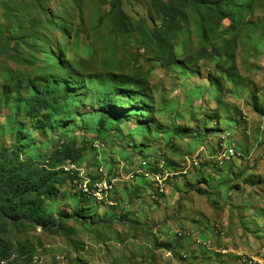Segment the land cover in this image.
Segmentation results:
<instances>
[{"label":"rangeland","instance_id":"1","mask_svg":"<svg viewBox=\"0 0 264 264\" xmlns=\"http://www.w3.org/2000/svg\"><path fill=\"white\" fill-rule=\"evenodd\" d=\"M112 1L0 0V149L19 146L24 161L58 168L71 160L57 154L64 139L94 177L102 165L113 173L154 158L173 176L159 192L139 174L99 201L59 174L43 211L62 230L0 217V233L34 245L30 264H264V0H251L236 30L222 20L208 39L186 8L172 62L141 36L161 25L150 0L121 1L128 33L113 26ZM58 58L67 69L49 72ZM120 76L139 83L120 87ZM45 83L70 93L46 124V110L32 118L29 103ZM109 95L123 105L101 128ZM221 143L241 157L218 167ZM26 262L15 253L7 263Z\"/></svg>","mask_w":264,"mask_h":264},{"label":"trees","instance_id":"2","mask_svg":"<svg viewBox=\"0 0 264 264\" xmlns=\"http://www.w3.org/2000/svg\"><path fill=\"white\" fill-rule=\"evenodd\" d=\"M121 1L113 0L111 2V21L118 30L128 33L132 28V23L128 21L125 12L121 8ZM150 2L153 14L160 16L161 25L152 34L148 35L145 32H141V36L146 35V40L152 41L156 45L159 54L163 58L167 57L168 62H172L174 57V54L171 53L170 38L175 37L177 33L183 30L181 20L184 21L185 19L184 10L186 8H193L194 13L198 15L197 20L202 28V35L205 39H208L209 33L219 28L222 20H229L228 27L236 30L237 26L241 24L243 12L252 6L251 0H150ZM41 10L46 11L43 8ZM47 50L53 51L51 48ZM63 67L66 68L64 63L58 58L56 64L49 66V72L54 69L61 70ZM118 79L120 84L118 83L117 85H121L120 87L127 86L130 83H139V81H132L125 76H120ZM108 85L111 87L113 83L110 81ZM58 91V93H51L49 85L45 83L43 90L35 93L29 100L31 117L40 120V115H42L43 110H46L42 115L41 122L45 120L46 124L51 121L52 117L57 113L58 98L61 96L65 98L70 94L66 89H58ZM126 98L128 99V97ZM103 102L110 103V106H102L101 108V116L98 121L101 128H104L111 120V106L123 105V102L118 100L115 95H109V98L103 100ZM61 140L59 141L60 148L57 154L63 153L62 155L65 158L76 161L81 156L82 150L76 148V143L65 145L64 139ZM22 154L23 151L19 146L11 150L0 149L1 219L10 225H37L41 230L44 229L45 231L47 227H55L62 230V222L57 223L50 215H46L43 207L47 202L53 201L59 195L56 178L59 177V174L63 175V172L56 170L57 166L55 163L48 162L47 165H39L31 161H24ZM73 188L75 189L74 186H72ZM79 193L86 199L92 200V198L85 196L81 191ZM3 233L4 231L0 233V262L8 261V258L16 253L20 258L27 259L26 263L30 264L32 255L35 252L34 245L28 241L23 244L12 243L4 238Z\"/></svg>","mask_w":264,"mask_h":264},{"label":"built area","instance_id":"3","mask_svg":"<svg viewBox=\"0 0 264 264\" xmlns=\"http://www.w3.org/2000/svg\"><path fill=\"white\" fill-rule=\"evenodd\" d=\"M94 146L101 148L105 147L106 144L97 141L94 143ZM213 157L214 163L218 167H222L226 162L241 157V154L238 153L235 148L221 143L220 146L216 147V152ZM144 160L141 162L142 168L137 167L132 170L124 169L125 164L122 163L120 168L116 169L119 170L118 173L116 170L110 173V171L105 169L104 165H100L101 167L96 177L92 176L94 174L87 172L78 162L72 160L63 163V165L56 168V170L62 171L70 181L71 186H74L77 191H81L85 196L96 200L98 199L99 201L105 199L109 200L111 190H113L116 185L121 182L135 181L140 177L139 174L144 180L150 178L153 184L158 188V191L163 192L166 182L173 176V173L165 169L164 160L157 161L155 158L153 159L154 161ZM149 162L151 163L149 165L152 168L151 171L144 167L148 165ZM179 235H181V233ZM7 262V260H4L1 261L0 264H7ZM244 262L252 264V260H248L247 258H244Z\"/></svg>","mask_w":264,"mask_h":264}]
</instances>
